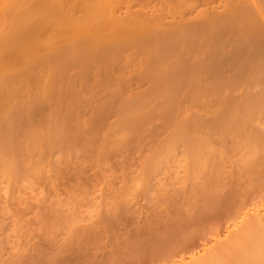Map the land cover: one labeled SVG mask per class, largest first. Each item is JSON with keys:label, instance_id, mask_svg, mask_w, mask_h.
<instances>
[{"label": "rangeland", "instance_id": "rangeland-1", "mask_svg": "<svg viewBox=\"0 0 264 264\" xmlns=\"http://www.w3.org/2000/svg\"><path fill=\"white\" fill-rule=\"evenodd\" d=\"M34 1L0 0V50ZM259 1L112 0L164 41L57 60L31 119L26 81L42 68L0 51V264H264V42L209 41L211 21L244 7L264 29ZM193 23L208 42L180 47Z\"/></svg>", "mask_w": 264, "mask_h": 264}, {"label": "bare ground", "instance_id": "bare-ground-1", "mask_svg": "<svg viewBox=\"0 0 264 264\" xmlns=\"http://www.w3.org/2000/svg\"><path fill=\"white\" fill-rule=\"evenodd\" d=\"M36 1H38V0H36ZM36 1H34V2H36ZM111 1L110 0H40L37 3L38 6L37 7L35 6L36 10H34V11L32 10L30 12L31 14H29V15L26 14L28 16V19L26 20L27 23L21 24V22H20V24L18 23L19 25L16 23L15 25H17V26H15V25L12 26V27L15 26L16 28L15 27L12 28L14 30L11 29L12 34L11 35L9 34L10 36L8 35L10 40L8 41L7 46H6V44L3 45V46H6L5 49L3 47V49L6 51H4L2 49L0 50L2 52H6V53H1V52L0 53L4 54V55L6 54V56H4V55L3 56L6 57L7 60L10 59L8 62L16 61L14 63L18 64L20 66V71L23 69V71L24 72L27 71L29 73V75L31 74L30 70H28L25 66L29 67L28 65H30V67H32V65L35 64L36 66L40 65V67L42 68L41 69V73H42L41 75H39V74L35 75L34 74L35 76H33L31 78V80L28 79V81H26V82H28V84H29V82H31V85H32V87L36 93L35 94L33 92L35 94L33 96L34 98L31 97L33 106L32 105L28 106V109H27V114H28L27 116H29L30 119L32 116H34V114L36 117L37 111H35V107L38 105H34V104H36V103L41 104V102H43V100L49 98V96H50L49 94H51L50 92H52V90H51V88L53 86L52 82H54V81H52L53 80L52 76L56 72H58V70H59L57 67V63H58L57 60L60 59V61H62L67 56H69L68 58H70V60L73 61V59H72V57H70V55L71 56L73 55L76 58H77V56L79 58H81L80 55L81 56L84 55L85 57L86 56L91 57V58L94 57V59L95 58L101 59V60H103V62H105L104 60L111 58L110 57L111 55L114 56V52L116 50L119 52V50L120 51L125 50L124 49L125 47L127 49V46L129 48V46L132 47L134 45L135 46L137 45V47L135 49L133 47V49L136 50L138 47H142V46L148 47L152 43L160 42V40H162V38H164L161 36L163 34L162 31L157 28L159 26L154 24L156 22L152 21L153 19L147 20V19H144L143 17L140 18L139 15L138 16L133 15L134 17L133 16L131 17V15H130V17H127V18L124 17V19H122V16L119 17V15H116V13H115L116 11L114 10L116 8H114V6H113L114 4H112ZM20 2H22V1H20ZM259 2L260 1L258 0V3ZM66 3H70V5L72 7L69 6L70 7V9H69L68 5ZM14 4H15V2H14ZM65 7H67L68 9L66 10ZM24 8H25V6H24ZM71 8L72 9L75 8V9L72 10ZM259 8H260V6H259ZM27 9H28V11H30V5H29V7H27ZM31 9H32V5H31ZM69 10H72L73 13H71V11L68 12ZM76 10L78 11L77 13H79L78 15L75 12ZM243 10L245 11L246 7H244ZM18 11L19 10H17L16 13H18ZM244 11L243 12L241 11L242 13L237 12L238 14L233 15V16H231L229 14L230 16L220 17L219 19L216 18L217 20H214V22L211 21L213 23L212 24L210 22L212 24V25H210V26H212V29H211L212 35L209 37V41L212 40V39H210L211 37L214 39L216 37V41H218L217 39H219V38L221 40H223L224 38L227 39V37H228V39L234 38V37H238V38L241 37V41H244V42L249 41V43H248L249 45H254V46L263 45L264 44L263 43L264 42V32H263L264 29L262 28V26H260L261 24L259 25L258 20L256 21V19H258L260 17H258L256 19L254 17V15H258V12H257V14H252V12L254 10L252 12L250 10L251 13H249V11H247V12H244ZM126 16H128V15H126ZM14 21H12V23ZM182 28L183 29H180L178 32L177 31L175 32V28H174V32L177 34L175 36V38L177 37L179 39H182V41L184 39V42H185V35H187V33H189L188 35L190 36V40L197 39L198 37H199L198 39H200V38H202V36L204 38H206L205 37L206 34L202 33L201 29L203 27L201 24L193 23L191 25H187L186 28H184V27H182ZM176 29L178 30V28H176ZM11 31H9V33H11ZM174 32L172 33V35H175ZM7 34H8V30H7ZM197 34H200L201 37H200V35L197 36ZM172 35H171V38H173L172 40H174L175 38L172 37ZM207 36H209V35H207ZM194 37H196V38H194ZM246 37H247V40H246ZM171 38H169V40H167V42H166L169 46L167 44L166 45H160V43H162L164 41V39L158 44L160 45V47L165 46V48H164L165 50H168L169 47L173 48V45H176L177 44L176 42H178L179 40H177V38H176L174 40V41H176L175 42L176 44H173L174 42L173 43L170 42ZM242 38H244V39H242ZM6 39H8V38H6ZM220 39H219V42H221ZM190 40H188L189 43L190 42L194 43L193 41H190ZM204 40H206V39H203V38L201 39V41H204ZM2 41H4V39ZM188 41H187V43H188ZM206 41L208 42V39ZM168 42H170V44ZM181 43L178 42L177 45H179ZM235 43H238V42H234L233 46L237 45ZM171 44H173V45H171ZM182 45H184V43ZM240 45L247 46L246 43L240 44ZM179 46L181 47V45H179ZM238 46H236V47H238ZM120 48L123 50H121ZM170 48H169V50L172 49V48L171 49ZM240 48H241V46H240ZM240 48H238V50ZM256 48L257 47H255V49ZM243 49L246 52V48H243ZM253 49H254V47H253ZM257 49L259 50L260 48H257ZM236 50H237V48H236ZM236 50H233V51H235L234 52L235 54L237 52ZM244 50H243V52H244ZM258 50L255 51V53H253V54H256L257 52L259 53ZM243 52L241 51V54H240V51H239L237 54L242 55ZM1 54H0V56H1L0 60L3 61L4 59L2 60L3 56ZM235 54H233V52H232L231 55L228 54L226 56H229V55L233 56ZM247 54L252 55V53H249V51H247ZM220 55H221L220 58L225 57V55L222 53ZM244 55H245V53L242 55L244 57V59H247V58H245V56H247V57L249 56V55H245V56ZM254 56H256V55H254ZM63 57H65V58H63ZM88 57H87V59H88ZM239 57H241V56H239ZM239 57L238 58L236 57V59L234 57V59L233 58L232 59L235 61H239ZM68 58H67V60H69ZM91 58H89V59H91ZM215 58H217V55H215ZM251 58H253V56H251ZM241 59H243V58H241ZM254 59H255V57H254ZM84 60H86V58ZM79 61H81V60L79 59ZM242 61H241V63H242ZM13 62H11V63L13 64ZM73 62L76 63L75 61H73ZM103 62H101V63H103ZM228 62H229V59H228ZM60 63L61 62H59V66H60ZM70 63H71V61H70ZM82 63H83V61H82ZM5 64L7 65V67L8 66H10V68L12 67L11 64L10 65L7 63H5ZM84 64H85V61H84ZM5 66H3V67H5ZM19 66L17 67L18 69H19ZM21 66L25 67V69H27V70H24V68H21ZM7 67H5V68L7 69ZM17 68L15 67L16 70H17ZM32 68H31V71H32ZM1 69H2V67H1ZM7 70H10V69L8 68ZM16 70H15V72H16ZM43 71H45V73H43ZM46 71H47V73H46ZM9 72H11V71H9ZM5 74H6V77L7 76L10 77L12 75V72H11V74L10 73H5ZM45 74H46V76H45ZM48 74L50 75V78H49ZM13 75H12L13 77H16L14 70H13ZM8 77L6 79H8ZM26 82L24 81L25 84H26ZM32 82H33V84H32ZM7 83H9V82H7ZM7 94L11 95V93L8 92L7 89L2 90V87L0 85V98L4 97V95L6 96ZM1 100H2V98H1ZM32 118H34V117H32ZM213 123H214V121H213ZM4 163H6V162H4ZM155 164H158V163H155ZM5 166H7V164H5Z\"/></svg>", "mask_w": 264, "mask_h": 264}]
</instances>
